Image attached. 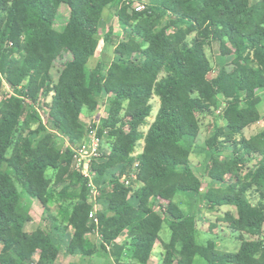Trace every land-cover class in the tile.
<instances>
[{"label": "trees", "instance_id": "trees-1", "mask_svg": "<svg viewBox=\"0 0 264 264\" xmlns=\"http://www.w3.org/2000/svg\"><path fill=\"white\" fill-rule=\"evenodd\" d=\"M125 1L0 0V93L5 84L12 91L0 101V264H55L72 229L76 240L69 246L71 252L93 257L110 253L112 247L115 264H149L157 243L164 251L161 264H194L197 257L206 264H264V243L245 238L264 234V210L248 197L253 190L264 197V147L244 136L247 128L261 121L264 0H148L142 12ZM63 4L78 21L75 29L55 27ZM106 9L113 11L133 42L125 51L117 50L120 58L110 65L99 60L88 71L99 48ZM167 17L180 25L173 33L160 29ZM191 34L195 36L189 41ZM112 35L110 30L106 43ZM215 43H228L234 62L212 80L206 50ZM135 53L157 63L150 68L133 66L130 59ZM53 67L60 74L56 84L50 73ZM44 91L52 94L51 127L69 142L65 151L43 129L35 103ZM104 93L113 95L100 128L107 131L110 151L105 162L92 165V171L99 176L116 167L133 171L144 189L134 207L126 181L111 177L100 197L105 208L97 212L98 226H88L90 186L72 168L73 147L86 137L82 116L94 114ZM154 97L160 107L144 136L140 129L153 113ZM221 97L225 125L215 129L207 147L233 148L226 165L214 162L217 171L229 176L230 192L210 188L207 194L213 208L236 210L224 217L240 234L235 253L219 250L213 241L199 243L197 218L176 205L162 206L165 216L155 207L160 198L168 199V188L173 194L200 195L202 182L189 171L181 173L191 155L183 142L199 136L200 116L218 109ZM123 113L131 116L129 129L122 124ZM141 140L143 152L135 157ZM25 197L40 202L49 230L25 231L31 219L30 208L22 205ZM96 229L99 245L87 236ZM124 233L130 243L117 245ZM34 247L41 250L37 261ZM126 249L132 251L129 262L123 260Z\"/></svg>", "mask_w": 264, "mask_h": 264}, {"label": "rangeland", "instance_id": "rangeland-1", "mask_svg": "<svg viewBox=\"0 0 264 264\" xmlns=\"http://www.w3.org/2000/svg\"><path fill=\"white\" fill-rule=\"evenodd\" d=\"M256 0H252V3H254ZM144 4L148 5V0H141ZM64 5V4H63ZM67 6V5H66ZM109 18V19H107ZM78 24V21L76 17L72 14L69 7H63L59 9L58 16L56 19V25L55 27L57 30H63L65 27L75 29ZM178 22L168 20L165 22L164 29L169 31L170 33L174 32V30H177ZM116 29L118 33L117 35H112L111 42L106 43L105 42V36L108 34V29ZM123 30L119 26V22L113 11L107 9V13L105 15V18L103 19V25L102 29L100 31L99 35V48L98 51L93 57L88 66L87 70L90 71L93 67L96 66L97 62L99 60H102L105 62V64L110 65L112 62L120 58V53L117 52V50L125 51L126 47L129 46L133 40L130 39L128 34L122 32ZM130 32V30H129ZM195 34H191L189 36V41H191L194 38ZM206 53L208 57L210 58L213 71L210 73L209 78L210 79H216L220 75L225 73V67L230 66L234 62V50L228 43H215L213 47L207 48ZM130 63L133 66H138L139 64H144L146 67L150 68L152 66H155L157 63V60H148L145 57L142 56L140 53H135L131 56ZM44 61L41 63V71L44 70ZM238 64V62L236 63ZM53 79L57 80L59 77V70L55 67L52 68L50 71ZM264 97V93H261ZM11 95L10 91L7 88H4L0 93V101L3 100L5 97ZM110 95L107 93H104L101 97H98V108L94 112L93 115H84V122H85V130L90 126H95L96 124H99L101 128L102 121L106 120L108 118V110L110 107ZM51 102V95H48L45 91L41 93L37 101L35 103L36 109L39 112L41 118H42V125L43 129L47 131L49 134H51L54 138L55 144L60 147L63 151H65L67 148L70 147L69 142L67 138L62 135L60 132L54 130L51 127V124L49 122V104ZM159 104V105H158ZM221 104H223V101H221ZM153 110L158 106V109L160 107V100L157 97H154L152 100ZM261 111L263 115V122L260 125H253L250 126L248 129L244 131V136L251 139V143L258 147L263 148L264 147V98L263 103L261 104ZM219 109V108H218ZM218 109L212 110L210 114L202 115L200 116L201 125L205 129H207L208 126L213 125L214 121H218L220 123L221 119L223 120V113H218ZM158 112V110H157ZM156 112V115H157ZM154 114V111H153ZM152 114V115H153ZM151 115V116H152ZM155 115V117H156ZM104 118V119H103ZM151 117L148 119L150 120ZM131 120V116L126 115L125 113L122 114V124L126 126V129H129V122ZM101 122V123H100ZM104 136V144L107 149H105V155L108 154L109 151V137L107 135V131H102ZM209 135L208 131L205 135L201 137L198 143L202 144L201 146L197 144L195 147L197 151L194 153V157H196V160L199 162V166H202V188L203 192L202 195H197V198H188V197H182V195L179 194H173L174 192L170 191V188H168L169 192L167 194V198L165 202L169 201H175L177 208H181L183 213L188 214V212H192L194 216L198 220V242L201 244H206L208 241H213L217 244V247L221 251H227L235 253L238 251L241 241L239 240V233L233 232L229 226L224 222V217L226 213L236 214V210L232 207H222V208H213L211 204H209L208 199V190L210 189L209 186H217L219 189L223 192H230V187L228 186V180L229 176H226L221 173L220 171H217V168H214V162L215 161H221L222 165H226L227 160L229 158L233 157V148L230 146L224 148L223 151L220 153L216 149H214V155H206V152H209L210 150L207 147V143L204 142V137L208 138ZM203 141V142H202ZM193 144V139L189 138L185 142V146L188 148H191ZM140 144H137V151L139 150ZM220 153V154H219ZM107 156V155H106ZM204 156H206V159L203 160ZM217 157V159H215ZM214 158V159H213ZM106 160V159H105ZM220 166V165H219ZM52 172H50L51 174ZM212 175H216L215 179L212 177ZM210 178V180H208ZM97 186H101L102 182H95ZM102 194V192H101ZM173 195V197L171 196ZM170 196V197H169ZM249 199L251 202L257 206L260 207L262 210H264V197L257 192L256 190L251 191L248 194ZM158 206L160 208H157L158 212L165 216L166 212L165 210H162V204L159 201ZM164 208H166L164 206ZM53 211H57V206L52 207ZM92 211V210H91ZM187 212V213H186ZM34 217L31 219V223L26 226L25 231H32L34 229L43 228L46 230H49V223L46 219H43L42 217V211H36L34 212ZM89 219V217H88ZM88 223L91 225L90 219L88 220ZM73 233H70L69 236L65 239L64 245L72 246L73 242L76 240V236H74V230H71ZM73 234V235H72ZM88 237H92L93 234H87ZM164 236V234L162 235ZM247 240H256L258 242L264 243V234L263 236L259 238H252L250 236H245ZM93 241L99 245V239L97 237L93 238ZM98 241V242H97ZM62 249V248H61ZM1 250V248H0ZM40 248L34 247V254L33 259L35 261L38 260L40 255ZM128 253L125 252L123 260L126 261L127 259H130V255H127ZM127 256V257H126ZM158 260L157 262L154 261V259L151 261V264H158V261H160V254L159 251L156 252L154 255ZM64 257V256H63ZM62 257V258H63ZM87 262L88 264H91V260H84V263ZM97 262V260H96ZM99 262V261H98ZM102 262V261H101ZM62 260L58 263L61 264ZM82 263V262H81ZM86 264V263H85ZM114 264V263H113ZM194 264H206V261L204 259H201L199 257L196 258V261Z\"/></svg>", "mask_w": 264, "mask_h": 264}, {"label": "crops", "instance_id": "crops-1", "mask_svg": "<svg viewBox=\"0 0 264 264\" xmlns=\"http://www.w3.org/2000/svg\"><path fill=\"white\" fill-rule=\"evenodd\" d=\"M256 1H258V0H256ZM255 1V2H256ZM63 7H68V6H66V5H61V7L60 8H63ZM106 13H107V9L104 11V13H103V18H102V23H101V29H102V25H103V19L105 18V15H106ZM107 19H109V18H107ZM170 21V20H173V19H171L170 17H167L166 18V20L164 21V25L162 26V27H160V29H162V28H164V26H165V22L166 21ZM120 26V25H119ZM110 30H112L113 31V35H117L116 33H118L117 31H116V29H111V28H109L108 29V32L110 31ZM101 31V30H100ZM175 31V30H174ZM122 32H124V31H122ZM125 33V32H124ZM168 33H170L169 31H168ZM172 33V32H171ZM95 57V56H94ZM98 63V62H97ZM96 66H97V64H96ZM95 66V67H96ZM95 67H93L91 70H93ZM230 68V66H226L225 67V70H228ZM90 70V71H91ZM59 76H60V74H59ZM58 76V77H59ZM51 77H52V75H51ZM58 80H59V78L57 79V80H55V79H53V77H52V81H53V83L54 84H56L57 82H58ZM5 88H7L9 91H10V94H12V91H11V88L7 85V84H5ZM51 95V98H52V94H50ZM261 97H262V102L260 103V105L258 106V108H259V111H260V114H261V121L260 122H258V123H256V124H254V125H260L262 122H263V115H262V111H261V104L263 103V96L261 95ZM221 101H224L223 99H222V97L220 98V102ZM159 105V104H158ZM223 104H220V106H219V109H218V113H223V106H222ZM157 110H159L158 109V106L155 108V110H153L154 111V114L151 116V119L150 120H147L146 121V125H144L140 130H141V132H142V134L145 136L146 135V133H147V131H148V129H149V126H150V124L154 121V119H155V115H156V112H157ZM104 119V118H103ZM85 120H84V116H82V119H81V123L83 124V125H85V122H84ZM105 121V120H104ZM103 122V121H102ZM221 122L222 123H220V122H218V121H214V126L213 125H211L210 124V126H208L207 127V129H205L204 127H203V125H201V130H200V133H199V136L195 139V138H192V137H187L185 140H184V142H183V146L187 149V150H189L190 152H191V155H190V159H189V161H188V164H187V169L186 170H184V168L183 169H181V173H183V174H188V171H189V174L188 175H191V176H193V177H196V178H198L201 182H202V179H201V175H202V166H199V162L196 160V157H194V153L197 151V149L195 148L196 146H197V144L196 143H198L199 142V140L201 139V137L203 136V135H205V137H206V133H207V131H208V133H209V135L207 136L208 138H205L204 137V142L203 143H207V141L208 140H210L211 138H212V136L214 135V133H215V129L216 128H219V127H223L225 124H224V121L221 119ZM101 123V122H100ZM253 126V125H252ZM248 129V128H247ZM189 138H192L193 139V144H192V146H191V148H188V147H186L184 144H185V142L187 141V139H189ZM247 140H249L250 142H251V139L250 138H247ZM195 141H196V143H195ZM139 144H140V147H139V150L137 151V147H136V150H135V153H134V156L136 157V156H138L139 154H141L142 152H143V149H144V140H141L140 142H139ZM200 146L202 145V144H200V143H198ZM223 150L221 149V150H219L218 152H222ZM219 153V154H220ZM214 155V149L213 150H211V151H209V152H206V155ZM204 159H206V156H204V158H203V160ZM214 159V158H213ZM215 159H217V157L215 158ZM230 159V158H229ZM107 160V159H106ZM106 160H104L103 162H105ZM102 162V163H103ZM219 162V164L220 165H222V162L221 161H218ZM120 176H122V179L124 180V181H129L130 182V195H129V201H130V203L134 206V207H138L139 206V200H140V196H141V194H142V192H143V189H144V184L142 183V182H140L138 179H137V177H136V173L135 172H133V171H130V172H123L122 171V169L120 168V167H116V168H112V169H110V170H108V173L106 174V175H104V176H99V175H97L96 174V176H95V178L93 179V187H94V189L96 190V192L95 191H92V192H90V194H89V199H88V206L90 207V212H91V210L92 211H96V212H99V211H103L104 210V205L100 202V197L102 196V194L104 193V191H105V189H106V187H107V185H108V182H109V179H111V177H120ZM208 180H210V178H208ZM94 181L95 182H102V185L101 186H97L96 184H94ZM210 188H219V187H217V186H209ZM101 192H102V194H101ZM203 192V188H202V190H201V193ZM95 193H97L96 195H95ZM200 193V195H202ZM179 195H182V197H188V198H194V197H196L197 198V196H196V194H194V193H181V194H179ZM208 195V194H207ZM165 200L166 199H164V198H160L157 202H156V205H155V207H156V210H157V208H160L159 206H158V202L160 201L161 202V204H162V206L164 207H167L169 204H174V205H176V203H175V201L173 200V201H169V202H165ZM22 205H26V206H28L29 208H30V215H31V219L34 217L33 215H34V212L36 213V211L38 212H40V211H42V218L43 219H45V215H44V209H43V207H42V205L40 204V202L38 201V200H36V199H33V198H30V197H25L23 200H22ZM179 208V207H178ZM179 209H181V208H179ZM182 210V209H181ZM180 210V211H181ZM182 211H184V210H182ZM181 211V212H182ZM157 212H158V210H157ZM183 213V212H182ZM187 213V212H186ZM188 214L189 215H192V216H194V214L192 213V212H188ZM31 219H30V221H31ZM29 221V222H30ZM29 222L26 224V226L29 224ZM31 223V222H30ZM88 226H91L89 223H88ZM38 229V227L36 228V229H34V230H32V231H26V232H28V233H32V232H34V231H36ZM25 230H26V227H25ZM71 233H73L72 231H71ZM73 235V234H72ZM93 238H95V237H97L96 235H93L92 236ZM92 237L90 238L92 241H93V239H92ZM98 238V237H97ZM99 239V238H98ZM94 242V241H93ZM98 242V241H97ZM101 243V241H100V239H99V244ZM130 243V240H129V238H128V235H127V233H124L117 241H116V244L117 245H120V246H123V245H126V244H129ZM127 248H129V247H127ZM112 247H109L108 248V252H110V253H108V254H104V253H102L100 256H93V257H85V256H83L78 250H76V251H70L69 250V246L68 245H63V247H62V249H61V251H60V255H59V257H58V260L56 261V263L55 264H58L61 260H62V263L61 264H88L87 262H85L84 263V260H91V264H115V262H114V260H113V258H112V256H111V252H112ZM157 251H159V254H160V261H158V264H161V261H162V255H163V247H162V245H161V243H157V245L155 246V248H154V250H153V252H152V255H151V258H150V262H149V264H151V261L154 259V261H156L157 262V258L154 256L155 254H156V252ZM126 253H128L127 255H130V258H131V255H132V251H128V249H126V251H125ZM64 256V257H63ZM63 257V258H62ZM127 257V256H126ZM96 260H97V262H96ZM99 261V262H98ZM102 261V262H101ZM130 261V259H127L126 258V262H129ZM82 262V263H81ZM157 264V263H156Z\"/></svg>", "mask_w": 264, "mask_h": 264}, {"label": "built area", "instance_id": "built-area-1", "mask_svg": "<svg viewBox=\"0 0 264 264\" xmlns=\"http://www.w3.org/2000/svg\"><path fill=\"white\" fill-rule=\"evenodd\" d=\"M126 5L132 7L136 12H142L146 10L147 5L141 2V0H126ZM113 97V95H110ZM106 146L104 144V136L100 129L99 124L95 126H90L86 129V137L82 143L73 147V163L72 168L74 171L81 173L85 178L89 181L90 192L95 191L93 187V179L96 176V173L92 171V165L94 163H102L105 159H107L109 155H105ZM126 185L130 187V182L126 181ZM97 193H95L96 195ZM89 219L91 224L98 226V218L97 212L91 211L89 213ZM93 235H96L99 239V233L96 230L93 231Z\"/></svg>", "mask_w": 264, "mask_h": 264}]
</instances>
